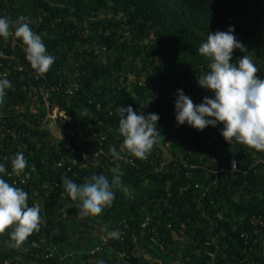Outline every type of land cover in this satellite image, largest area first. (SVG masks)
<instances>
[{
	"label": "trees",
	"instance_id": "trees-1",
	"mask_svg": "<svg viewBox=\"0 0 264 264\" xmlns=\"http://www.w3.org/2000/svg\"><path fill=\"white\" fill-rule=\"evenodd\" d=\"M19 16L55 61L40 76L22 41L0 38V78L12 85L0 105V163L11 172L17 152L28 161L21 176L0 178L28 193L43 222L19 248L10 230L0 235V264H264V152L227 142L222 123L199 131L175 118L178 89L197 105L213 96L198 84L209 32L233 27L246 52L232 62L250 56L264 79V0H0V17ZM40 85L64 112L56 121L44 122ZM118 106L159 116L163 139L147 159L122 148ZM112 168L131 195L115 189L101 216L80 219L61 178L111 180ZM104 224L120 238L105 243Z\"/></svg>",
	"mask_w": 264,
	"mask_h": 264
},
{
	"label": "clouds",
	"instance_id": "clouds-1",
	"mask_svg": "<svg viewBox=\"0 0 264 264\" xmlns=\"http://www.w3.org/2000/svg\"><path fill=\"white\" fill-rule=\"evenodd\" d=\"M14 29V30H13ZM234 28L227 31L209 32L206 42L198 47V53L206 60L207 71L198 76V84L208 89L212 97L205 96L202 103L193 101L178 89L175 101L176 121L179 125L185 122L203 131L207 126L223 124L222 136L230 144L235 141L258 152H264V79L258 77L260 71L252 58L243 55L235 63L232 62L234 50L246 52L245 46L233 34ZM0 38H14L22 41L26 60L31 68L40 76L46 74L54 64L55 57L47 53L46 45L40 35L29 26L28 18L19 16L15 20L0 17ZM3 56V53H0ZM8 73L0 78V105L4 103L6 89L12 87L7 79ZM119 134L123 137L122 148L132 156L145 160L163 137L157 128L160 119L157 114L138 115L131 106H118ZM125 114H127L125 116ZM111 155L120 158V153L114 147ZM84 160L88 156L83 157ZM11 172L5 164L0 163V174L19 177L28 166V161L22 152H17L11 158ZM233 162L232 167H235ZM62 167V164H57ZM35 171V168L32 169ZM112 178L103 174H92L77 184L67 176H63L62 186L78 209V217L95 218L101 216L106 208H110L115 200V189H122L125 195H131L130 190L122 185L123 175L119 168H112ZM38 205H28V193L15 182L9 183L0 178V235L10 230L12 247L19 248L34 233L40 230L42 218ZM106 235L102 237L105 243L109 239H119V231H109L108 225L102 229ZM97 264H104L98 261Z\"/></svg>",
	"mask_w": 264,
	"mask_h": 264
},
{
	"label": "built area",
	"instance_id": "built-area-1",
	"mask_svg": "<svg viewBox=\"0 0 264 264\" xmlns=\"http://www.w3.org/2000/svg\"><path fill=\"white\" fill-rule=\"evenodd\" d=\"M33 90L35 93H37L42 98L43 104L46 108V114L44 117V122L47 120L56 121L59 116H64V112L60 111L58 106L52 105L51 99H50L51 98L50 90L48 88H46V86L40 85L38 87H34ZM175 95H177V93ZM103 140H104V138L100 139L101 144L103 143ZM101 152H102V150H101ZM119 160H123L125 163H129L133 166H136V161L134 159L129 158L128 156L124 155V153L120 154ZM233 162H235V165H236L235 167H232ZM229 169L232 172L236 171L238 169L237 161L234 158L230 162V168ZM229 169H223V170L227 171ZM219 171H221V169ZM214 172H216V170H214Z\"/></svg>",
	"mask_w": 264,
	"mask_h": 264
},
{
	"label": "rangeland",
	"instance_id": "rangeland-1",
	"mask_svg": "<svg viewBox=\"0 0 264 264\" xmlns=\"http://www.w3.org/2000/svg\"><path fill=\"white\" fill-rule=\"evenodd\" d=\"M55 134L58 136L59 135V133L58 132H55Z\"/></svg>",
	"mask_w": 264,
	"mask_h": 264
}]
</instances>
